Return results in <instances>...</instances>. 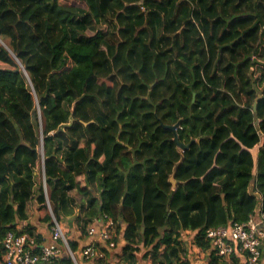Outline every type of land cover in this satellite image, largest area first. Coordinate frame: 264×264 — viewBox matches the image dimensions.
Instances as JSON below:
<instances>
[{"label":"trees","instance_id":"1","mask_svg":"<svg viewBox=\"0 0 264 264\" xmlns=\"http://www.w3.org/2000/svg\"><path fill=\"white\" fill-rule=\"evenodd\" d=\"M34 200L75 220L76 254L94 218L117 222L97 264H195L184 232L207 249V229L264 212V0H0V264L10 232L42 245L18 230Z\"/></svg>","mask_w":264,"mask_h":264},{"label":"built area","instance_id":"2","mask_svg":"<svg viewBox=\"0 0 264 264\" xmlns=\"http://www.w3.org/2000/svg\"><path fill=\"white\" fill-rule=\"evenodd\" d=\"M42 144L43 139L41 151ZM39 177L48 199L44 159L41 161ZM47 207L52 216L51 242L39 246L36 238L28 233L10 232L3 241L2 264H54L63 256L68 257L73 264L80 263V256L89 264H97L106 257L107 251L118 250V224L113 218L101 215L94 218L87 228L89 241L82 247L80 254L74 253L63 222L54 217L49 200ZM187 236L192 238L187 240ZM195 236L196 233L186 231L179 238L183 247L181 257L185 261L208 264L214 254L224 264H264V212L261 210L251 215L245 223L207 229L204 236L209 243L207 249L197 245Z\"/></svg>","mask_w":264,"mask_h":264},{"label":"crops","instance_id":"3","mask_svg":"<svg viewBox=\"0 0 264 264\" xmlns=\"http://www.w3.org/2000/svg\"><path fill=\"white\" fill-rule=\"evenodd\" d=\"M38 182H40V177H38ZM251 188L254 189V185H251ZM70 195L76 199V203H77V207L75 209L76 214H80L84 212V209L88 206V203L90 202V200L93 197H99L100 196V185L97 181H94L93 177H91V183H90V187H89V193L86 196H82L79 194V192L77 190H73ZM28 215L29 218L23 222H21L18 225V230L21 231L22 229H24L26 226H30L34 229V233L38 236L42 237V245L45 244H49L51 242V226L45 222L41 221V217H40V207L37 203L36 200H34L33 202H31L28 205ZM64 224L68 225V233L70 235V240L75 239V240H79V236L81 235L77 224L75 222V220L73 218L71 219H67L66 221H62ZM187 240H190L192 238V236H187L186 237ZM118 240H121L120 236L118 238ZM89 241V239H85L84 241H80V248H79V254H80V250L82 249V247H84L87 242ZM114 252V251H112ZM118 254L121 252V250H117L115 251ZM80 258V263L79 264H89L87 261H85L81 256ZM140 263V261H139ZM195 264H200V263H196Z\"/></svg>","mask_w":264,"mask_h":264},{"label":"water","instance_id":"4","mask_svg":"<svg viewBox=\"0 0 264 264\" xmlns=\"http://www.w3.org/2000/svg\"><path fill=\"white\" fill-rule=\"evenodd\" d=\"M36 114H33V117H35ZM71 126V123L70 124H63L59 127L58 131L59 132H63L67 127H70ZM162 127L166 130H171L173 133H174V139L173 141L176 143V145L178 146V148H180L181 150L185 151V150H188L192 143H190L189 145H186L184 143H182L179 139V135H178V132L177 130L179 129L180 127V123H178L177 125L175 126H165V125H162ZM171 182L174 184V181L171 180ZM250 193L254 196H256L258 199H261V195L257 192H255V189L253 188H250Z\"/></svg>","mask_w":264,"mask_h":264},{"label":"rangeland","instance_id":"5","mask_svg":"<svg viewBox=\"0 0 264 264\" xmlns=\"http://www.w3.org/2000/svg\"><path fill=\"white\" fill-rule=\"evenodd\" d=\"M101 29L104 30V31H107L108 26L106 24H103L101 26ZM102 48L104 49L105 47L103 46ZM258 150H259V148H256V149L253 150V154H254L255 157L258 156ZM63 225H64V229H65V232H66L67 236L70 237V235L68 233V230H69L68 225L64 224V223H63ZM112 253H114V252H112ZM142 256H143L142 254H138V257H139L138 260L140 261V264H150V262H148V261H143L142 262V260H141Z\"/></svg>","mask_w":264,"mask_h":264}]
</instances>
